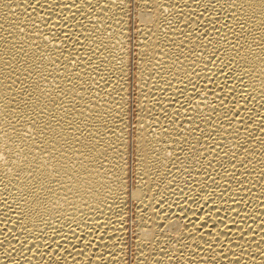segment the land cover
<instances>
[{
  "label": "bare ground",
  "instance_id": "1",
  "mask_svg": "<svg viewBox=\"0 0 264 264\" xmlns=\"http://www.w3.org/2000/svg\"><path fill=\"white\" fill-rule=\"evenodd\" d=\"M0 264H264V0H0Z\"/></svg>",
  "mask_w": 264,
  "mask_h": 264
}]
</instances>
